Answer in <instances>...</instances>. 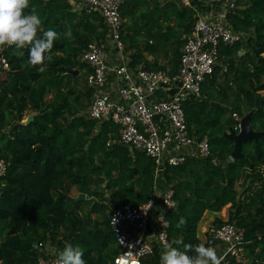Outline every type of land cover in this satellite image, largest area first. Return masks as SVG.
I'll use <instances>...</instances> for the list:
<instances>
[{"label":"trees","instance_id":"16d2710c","mask_svg":"<svg viewBox=\"0 0 264 264\" xmlns=\"http://www.w3.org/2000/svg\"><path fill=\"white\" fill-rule=\"evenodd\" d=\"M226 1L231 4L227 26L239 38L218 46L198 96L181 103L188 131L195 139L207 136L208 154L188 155L160 174L159 190L169 189L174 202L164 212L166 241L202 243L196 226L203 212L227 206L226 220L214 219L211 228L228 223L243 237L234 254H222L221 264H264V105L249 118L251 129L263 135L241 144V158L229 159L232 142L222 136L235 123L231 114L240 118L252 109L255 97L264 101V0ZM75 3L30 0L25 10L35 9L41 33L49 28L59 33L43 72L29 65L27 49L10 47L6 53L9 68L0 80V158L6 165L0 177V264H35L45 257L42 245L53 247L57 257L69 243L83 249L86 264H111L118 248L108 212L119 205H141L155 189L150 158L127 145L105 146L117 126L77 115L73 108L80 98L89 102L93 93L83 79L89 69L78 57L87 44L105 40L107 32L96 11ZM119 15L128 67L165 71L169 61L156 57L167 59L170 53L171 70L165 72H175L195 11L181 0H124ZM69 28L71 37L64 35ZM145 55L155 59L149 62ZM68 67L77 74L67 72ZM25 112L32 113L27 123L22 122ZM79 193L84 198L75 200ZM181 217L186 223L178 229ZM173 246L182 250V245ZM159 255H146L140 264H156Z\"/></svg>","mask_w":264,"mask_h":264},{"label":"built area","instance_id":"2783aa9c","mask_svg":"<svg viewBox=\"0 0 264 264\" xmlns=\"http://www.w3.org/2000/svg\"><path fill=\"white\" fill-rule=\"evenodd\" d=\"M88 10L96 11L106 26L105 40L91 42L82 50L78 61L89 71L84 76L86 86L93 89L88 105L89 119L108 120L117 126L111 144L127 145L141 151L154 165V175H160L165 166H177L188 155L205 157L208 154L207 136L198 139L190 133L181 106L183 100L194 99L199 94L203 79L210 75L219 45H231L239 38L226 23V12L231 4L226 0H204L212 9L209 16L195 14L190 33L180 48L175 72L142 67L130 69L120 38V5L124 0H77ZM189 5V0H181ZM216 6V9H215ZM213 8L215 10H213ZM0 51V80L8 70L7 50ZM112 52L115 63L108 66L107 57ZM115 76L118 84L110 93L104 89L108 76ZM232 129H239V118ZM5 162L0 158V177L5 173ZM171 191L154 189L141 205H119L107 214V224L118 253L111 264H140L146 255L164 250L167 221L164 212L174 206ZM148 203H151L149 208ZM243 231L223 223L210 228L204 239L205 246L216 242L225 245L224 254H234L242 242ZM159 255V256H160ZM220 256V259H222ZM56 257H38L35 264H53Z\"/></svg>","mask_w":264,"mask_h":264},{"label":"clouds","instance_id":"9594fccd","mask_svg":"<svg viewBox=\"0 0 264 264\" xmlns=\"http://www.w3.org/2000/svg\"><path fill=\"white\" fill-rule=\"evenodd\" d=\"M29 7L30 0H0V51L5 47L27 49L29 65L43 72L46 54L51 50L59 33L51 28L41 33L42 21L35 14L34 8L30 14H26L25 10ZM64 35L71 37V29ZM148 205L150 208L151 203ZM185 223L181 217L175 227L179 229ZM173 244L182 245V250ZM83 257V249L69 243L58 253L53 264H86ZM160 264H221V259L213 247L203 243L193 246L184 244L182 239H176L172 244H164Z\"/></svg>","mask_w":264,"mask_h":264},{"label":"crops","instance_id":"0c3cea01","mask_svg":"<svg viewBox=\"0 0 264 264\" xmlns=\"http://www.w3.org/2000/svg\"><path fill=\"white\" fill-rule=\"evenodd\" d=\"M189 2H190L189 6L195 11L196 15H200V16H205L206 17V16H209L211 14L212 7L208 3L204 2V0H189ZM74 6L76 8H82V4L81 3H75ZM215 9H216V6H215ZM215 9L213 8V10H215ZM169 54L170 53H168V55ZM145 58L149 62H151V61H153L155 59L151 55H145ZM156 58L161 63H165L168 60L169 63H166L168 65L166 66L165 71L171 70V66H170L171 58L170 57H167V59H164L163 57H161L159 55ZM114 63H115L114 54L112 52H110L108 57H107V64L110 67V66L114 65ZM150 70H152V69H150ZM117 84H118V80L115 78V76H113L111 74V75L108 76V84H107V86L104 89H106L107 92L110 93L111 91H114V87ZM160 176L161 175H157L155 177V183H156L155 184V190H157L159 192H161L159 190L160 186H161V184H160L161 177ZM226 217H227V214H226ZM216 218L220 219L221 221H223V218L219 215V212H209V211L203 212V214H202V216H201V218L198 221L197 226H196V237L202 243H204V239L206 237V234H207L208 230H210V228L212 226V221L214 219H216ZM211 247H213L216 250L218 257L222 256V254L224 253V249L225 248L218 242H216ZM221 251H222V253H221ZM156 264H160V256L158 258L156 257Z\"/></svg>","mask_w":264,"mask_h":264},{"label":"water","instance_id":"95a60500","mask_svg":"<svg viewBox=\"0 0 264 264\" xmlns=\"http://www.w3.org/2000/svg\"><path fill=\"white\" fill-rule=\"evenodd\" d=\"M67 72H70L71 74L76 75L77 71L71 70L69 67L67 68ZM264 105L263 100H259L257 97L254 98L253 102V107L252 109L241 116L238 121L239 129L237 132H235L232 128H228L226 131L222 133L223 138L229 140L232 142V149L229 153V159L230 160H236L242 157V153L240 150L241 144L245 142L246 140L250 139H258L263 135V132L260 131H254L251 129L249 125V118L253 112L254 109ZM210 106L217 107L218 103L215 102H210ZM31 116H28V118L24 121V123H27L30 119ZM67 123V122H66ZM89 143L87 142L85 145V148L87 147ZM84 196L83 194L79 193L76 197L75 200H80ZM33 246H35V242L33 243Z\"/></svg>","mask_w":264,"mask_h":264},{"label":"rangeland","instance_id":"374dc122","mask_svg":"<svg viewBox=\"0 0 264 264\" xmlns=\"http://www.w3.org/2000/svg\"><path fill=\"white\" fill-rule=\"evenodd\" d=\"M78 2V1H77ZM159 54H161V53H159ZM170 56V54L168 55V57ZM81 73V72H80ZM84 79V78H83ZM78 89L79 90H81V92H82V87L84 86V82L82 81V79H81V76H80V74H79V78H78ZM260 94H261V92H259ZM81 96V95H80ZM79 96V97H80ZM91 99V98H90ZM80 102H78V103H74L73 104V108H76V109H78V112H77V115L78 114H83V115H85V116H87V109H88V105H89V102H90V100H89V102H85V100L84 99H82V98H80V99H78ZM32 115V113H30V112H25V114H24V116L23 117H25L23 120H22V122H24L27 118H28V116H31ZM68 121H69V118H68ZM70 194L71 195H75L76 194V190L75 189H71V191H70ZM84 198V197H83ZM227 212V206H224L223 208H221V210L219 211V215L223 218V221H225L226 220V213ZM204 232V231H203ZM43 247L41 248L43 251H44V253H45V255L47 256V257H52L53 256V247H51V246H47V244L44 246V245H42Z\"/></svg>","mask_w":264,"mask_h":264}]
</instances>
